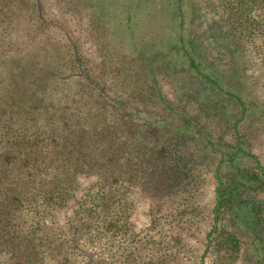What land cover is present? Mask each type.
Masks as SVG:
<instances>
[{"label":"trees","instance_id":"1","mask_svg":"<svg viewBox=\"0 0 264 264\" xmlns=\"http://www.w3.org/2000/svg\"><path fill=\"white\" fill-rule=\"evenodd\" d=\"M21 1L31 20L43 10L39 0ZM123 1L117 8H124L128 31L142 23L146 40L169 38L171 44L165 49L132 47L129 55L119 54L116 62L130 60L129 67H111V73L123 77L119 94L102 86L77 51H63L59 58L65 65L52 67L47 58L37 61L40 54L28 49L1 50L0 87L5 88L0 96V179L6 178L10 187L0 192V222L11 220L9 211L18 207L19 198L10 196L19 194L18 184H33L31 179L39 177L34 173L48 160L106 177L109 191L102 210L107 215L121 190L135 187L168 197L191 185L201 168L217 163L209 247L222 264H233L243 248L253 262L264 264V167L248 150L240 127L255 109L264 112L259 101L245 99L242 89L253 83L249 71L257 63L264 69V0ZM16 3H5L9 16L15 14ZM197 18L207 19L202 37L208 42L193 32ZM178 73L191 80L190 87L176 90L173 101L164 96L159 78L169 80ZM140 82L144 87L131 99L126 88ZM72 85L78 89L70 101L67 88ZM15 88L24 93L15 96ZM77 95H86L88 104L82 105ZM137 102L155 109L133 107ZM192 104L199 105L200 112L210 111L225 129H208L199 113L189 112ZM234 106L237 112L227 113ZM228 131L233 142L224 138ZM16 172L19 178L9 183Z\"/></svg>","mask_w":264,"mask_h":264},{"label":"rangeland","instance_id":"2","mask_svg":"<svg viewBox=\"0 0 264 264\" xmlns=\"http://www.w3.org/2000/svg\"><path fill=\"white\" fill-rule=\"evenodd\" d=\"M16 1L12 8L16 12L13 11L12 16L4 9L7 0L0 3V9H4L0 11V55L2 49L14 48L18 52L28 49L40 54L37 61L47 58L49 65L58 67L67 62L59 58L63 51L71 54L77 51L82 63L99 77L111 94L114 91L119 94L123 79L111 73V67L130 66L129 58L116 62L119 54L129 55L132 47L165 49L170 43L169 38L165 42L146 40L148 33L142 23L133 24L131 29H134L128 31L122 17L124 8H117L119 0H103L109 6L102 0H39L43 10L33 14L32 20L25 4ZM206 24L207 19L197 18L192 24L193 32L201 38ZM131 37L137 41H132ZM202 40L208 42L203 37ZM0 64H3L2 59ZM257 64L249 71L254 75V81L250 80L253 83H245L242 89L245 99L259 101V106L264 108V69L260 62ZM190 81L179 73L169 80L159 78L164 96L173 101L178 95L176 90L189 89ZM142 87L144 83L140 82L128 86L126 91L132 99ZM4 88L0 87V96ZM15 89V96L24 93L23 88L22 91ZM77 89L78 85L67 88L70 101ZM76 98L81 99L82 105L88 104L86 95ZM132 106L155 109L151 104L138 102ZM198 106L190 105L189 112L199 113L208 129L221 133L224 124L217 125L219 119L212 117L208 110L200 112ZM236 112V106L227 111ZM253 114L240 127L248 150L264 167V112L257 108ZM224 138L233 142L231 131ZM49 161L34 173L39 177L31 179L33 184L19 183L22 185L17 189L19 194L10 195L19 198V204L15 211H9L11 220L5 223L2 217L4 221L0 222V264H222L209 247L208 238L214 226L217 163L212 168H201L191 185L168 197L154 196L135 187L121 190L120 200H115L113 212L107 215L102 210L104 196L109 191L106 177L65 161ZM18 178L16 172L8 181L15 183ZM5 179H0L1 193L10 187ZM260 198L264 200V192ZM121 203L125 206H120ZM233 264L256 262L243 248Z\"/></svg>","mask_w":264,"mask_h":264}]
</instances>
